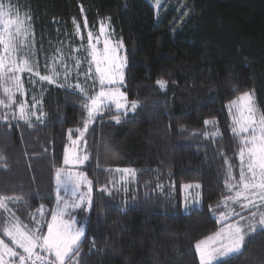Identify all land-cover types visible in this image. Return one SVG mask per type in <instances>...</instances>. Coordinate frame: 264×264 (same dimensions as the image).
<instances>
[{
  "label": "trees",
  "instance_id": "16d2710c",
  "mask_svg": "<svg viewBox=\"0 0 264 264\" xmlns=\"http://www.w3.org/2000/svg\"><path fill=\"white\" fill-rule=\"evenodd\" d=\"M4 1L29 13L41 67L60 51L75 55L86 32L97 34L106 23L125 49L122 92L138 107L126 116L120 111V125L111 120L117 111L106 107L80 139L90 92L72 88V81L33 85L26 77L24 101L10 103L0 81V118L7 117L0 119V198L6 201L0 223L17 218L32 229L39 221L46 234L56 170H66L65 152L74 147L90 155L82 173L92 182L91 207L70 213L85 227L78 264H199L195 243L225 225L223 198L234 194L225 187L229 166L239 177L229 103L248 91L264 112V0H165L158 11L150 0ZM158 79L168 81L166 89ZM40 97L34 114L32 98ZM20 104L32 114L31 127L20 118ZM116 169L136 172L134 195L113 187ZM192 183L201 186V204L184 213L183 186ZM237 209L241 216L256 211L240 203ZM228 264H264V232L246 239Z\"/></svg>",
  "mask_w": 264,
  "mask_h": 264
},
{
  "label": "snow or ice",
  "instance_id": "6c2138e0",
  "mask_svg": "<svg viewBox=\"0 0 264 264\" xmlns=\"http://www.w3.org/2000/svg\"><path fill=\"white\" fill-rule=\"evenodd\" d=\"M156 7H161L160 0H156ZM11 8L10 2L6 4L4 0H0V79L6 77L5 83L8 86H4L3 91L7 94L9 102L14 103L12 89L15 88L19 91L23 87L17 73L24 71L32 73L35 66L31 64L28 58L17 62L13 56V53L18 51L16 38L21 35L26 37L25 24L30 20V17L21 18L18 12L13 14ZM85 26H87L86 21ZM76 27L79 30V25ZM101 33H103V28H101ZM88 39L91 47L89 55L95 63L101 90L96 95L85 97L82 107L87 112V118L84 121L83 130L78 129L80 139H84L85 134L89 131V126L96 122L97 116L102 114L103 108L108 107L105 100L115 103L118 114L113 115L111 120L116 125H120L122 122L120 110L124 109L122 113L124 116L129 110L125 103L126 96L119 87L105 88L106 83L119 85L124 83L123 68L126 57L116 55L117 48L123 47L122 42L116 47H110L108 41L105 40L104 51L102 54H98L95 46L91 44L93 40L91 32L88 34ZM46 71L47 74L44 75L36 71L35 75L39 76L41 81L49 84L59 79L58 67L46 69ZM156 84L159 88L166 89L168 81L158 79ZM65 86L64 84L60 85V87ZM74 87L79 89L81 93L84 92L79 84ZM0 104H4V101L0 100ZM137 107L136 101L131 102V111L134 112ZM229 109L230 112L235 109L231 131L239 139L240 169L237 179L232 174L231 166H229L225 187L230 193L234 192V195L223 198V207L227 208V201H232L233 203H240L242 208H255L256 211L249 212L248 216H241L239 213L232 212L233 215L239 216L237 221L229 223L221 230L197 241L194 247L199 256V264H228V261L242 254L246 239L252 238L258 231L264 232V210H262L264 209V112L258 111L252 93L248 91L230 101ZM19 112L20 118L25 119V122L31 127L30 116L32 114L26 112L24 104L19 105ZM0 119L7 120V117ZM36 119L40 120V116H37ZM204 123L208 125L212 122L205 120ZM92 131L93 146H95L97 134L95 128ZM99 135L103 138L102 133ZM72 143L75 145L77 142L72 141ZM85 145L87 147L86 140ZM98 154L99 150H97ZM89 158L90 155L87 153L81 159L73 152L70 161L66 150L64 164L67 165L70 162L83 163ZM116 171L128 173L131 170L116 169ZM132 174L134 175V171ZM82 178L89 186L91 185L92 182L83 177L81 173L73 174L59 168L56 170V208L51 212V223L47 224L46 235L41 234L39 221L36 222V227L32 229L18 222L9 223L5 220L0 223V234L2 237H7L9 241L6 242L4 238H0V264H78L75 258L80 255L79 246L82 242L81 237L85 236V227L83 225L77 227L78 221L70 213L72 210L83 208L85 204L89 208L91 207V197L88 196L86 199L83 193L78 194ZM184 187L199 188L200 185H185ZM90 191L91 188L89 187ZM65 197H75V199H65ZM216 207L220 208L221 205L217 204ZM0 208H6L4 198H0ZM66 215L70 217L68 220L64 219ZM220 219L228 220V213L221 212ZM17 249H22V253Z\"/></svg>",
  "mask_w": 264,
  "mask_h": 264
},
{
  "label": "rangeland",
  "instance_id": "374dc122",
  "mask_svg": "<svg viewBox=\"0 0 264 264\" xmlns=\"http://www.w3.org/2000/svg\"><path fill=\"white\" fill-rule=\"evenodd\" d=\"M150 1L155 6L157 11L161 8V7H159V8L156 7V0H150ZM4 2L6 4L9 3L8 1H4ZM164 2H165V0H160L161 6L164 4ZM11 11L13 12V14H16L18 12V14L21 18H24L25 16L30 17V15L27 11L20 10L15 5H12ZM25 27L27 29V35H26V37L24 35H21V36L16 38L15 42H16V46H17L18 51L13 53V56H14V58L17 59V62H20L24 58H28L30 60L31 64L34 65L35 67H34V72H32V73H29L27 71H24L22 73H17V75L20 76L23 87L19 91H17L15 88L12 89V92L14 93V101L17 100V102H19L20 99L22 100V102L24 101L25 96H26V93H25L26 89H24L26 87L25 86L26 77H29L31 79L33 85H36L37 82L38 83H47L45 81H41L39 79V76L35 75V72L39 71V73L41 75H44V74H47L46 69H51L53 67L59 68L60 77L56 82H54L52 84L59 85V86L61 84H64V85L69 84V86H71L70 82L72 81L73 85L71 87L75 88L74 86L79 84L81 86V88L84 89L83 93H85V94L86 93L88 94V92H90V95H96L99 93V91L101 90V86L99 84V77H98V74L96 73V70H95V63L92 61V58L89 55V52L91 51V47H90L89 39H88L89 32H86L87 42L74 49L75 55L70 56L69 53L64 54L63 52L60 51L56 57L55 56L51 57L52 61L50 62V64L45 63L41 67V66H39V62H38V49H37V44H36V40H35V36H34L31 17H30V20H28L26 22ZM101 28H103V33H101V29H99L100 31L97 34H92L93 40L91 41V44L95 46L98 54L103 53L105 40L108 41L110 47H116L120 43L119 41H117L113 38L112 34L109 31L108 25H106V23H104ZM77 34H78L80 39H83L82 31L80 28H79V30H77ZM116 55L118 57H126L124 47L117 48ZM65 56H67L71 61L65 62L63 59V57H65ZM126 64H127V59H126L125 66L123 68L124 75H125ZM65 69H66V72H65ZM65 75H66V79H65ZM0 81L3 83L4 86H8L5 83L6 77H4L3 79H0ZM92 82H95V83H92ZM96 82H98V83H96ZM115 87H119L120 91L122 92L121 85H119V84H107L106 83V85H105L106 89L115 88ZM252 96H253V94H252ZM253 100H254V96H253ZM32 102L34 105L33 112L35 114V112H37L36 108H39V109L42 108L41 97H40V100L32 98ZM254 102H255V100H254ZM125 103L129 107V110L127 113L133 112L130 110V104L131 103H129L127 101V99H126ZM105 104L108 105L107 111H112V110L117 111V109L115 107V103L108 101V100H105ZM255 106L259 111V108L257 107L256 102H255ZM105 108H103V110ZM110 108H112V109H110ZM120 111H124V109H121ZM38 116L42 117V113L40 112L38 114ZM73 148L70 150V152L68 151L70 161H71L73 152H75V154L82 159L83 155H81V153H78L77 149H73ZM84 163H85V161H83V163L70 162L69 164H67L68 167H66L65 172H71L73 174L81 173V174H83V177H86V175L84 173H82L83 172L82 167H83ZM239 166H240V163H239L238 167ZM121 170H123V169H121ZM133 171L134 170H131L128 173H125L123 171H113L112 172L113 173V181H114L112 185L115 188L117 187V188L121 189V191H122L121 195H124V194L134 195L133 191L135 190V186H136V172L134 171V175H133L132 174ZM234 176H236V175L234 174ZM236 177L238 179V176H236ZM233 183H235V181H233ZM195 184H198V183H192V184H187V185H195ZM129 186H131V187H129ZM184 186H183V190H182L183 195H184V200H183L184 204H183L182 210L184 213H187L191 208L200 206V204H201V186L199 188H196V187L185 188ZM89 187L92 188V186L91 185L89 186L86 182L83 181V178H82V182L80 184L78 194L83 193L85 195L86 199L88 196L91 197L92 191L89 192ZM130 191H132L133 193H131ZM236 204H237V206H235L232 201H227L228 206H227V208H225V207L223 208L224 209L223 212L228 213L229 219L228 220H221V222L225 223V225L222 228H224L227 224L232 223L234 221H237L239 219V216L232 214V212L240 214L239 209H237L239 203H236ZM85 207H86V204H85ZM11 216H12V213H11ZM234 218H237V219L232 221V219H234ZM64 219L68 220L69 218L66 215L64 217ZM6 220L9 223H17L18 222L21 225L25 226L17 218L8 217V218H6ZM49 223H51V220ZM241 223H242V221H241ZM76 226L78 227V225H76ZM27 228H29V227H27ZM221 229H219V230H221ZM46 234H47V232H46ZM0 238H2V235L0 236ZM83 238H84V236L81 237V241L83 240ZM17 251L22 253V249H17ZM37 251H39V250H37Z\"/></svg>",
  "mask_w": 264,
  "mask_h": 264
}]
</instances>
